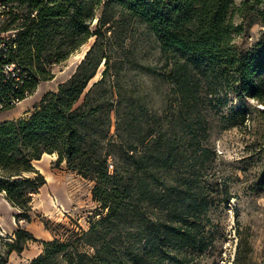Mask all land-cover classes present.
Returning <instances> with one entry per match:
<instances>
[{"label":"trees","instance_id":"1","mask_svg":"<svg viewBox=\"0 0 264 264\" xmlns=\"http://www.w3.org/2000/svg\"><path fill=\"white\" fill-rule=\"evenodd\" d=\"M248 3L0 0V113L15 107L13 98L22 101L53 79L54 68L95 37L67 80L42 93L23 115L0 121V193L22 210L16 220L27 217L31 193L45 184L35 167L44 153H56V163L93 181L92 198L105 210L77 241H44L30 264H189L193 252L207 248L209 203L193 168L197 152L206 161L209 149L198 140L185 158L180 146L204 131L203 92L264 103V48L253 55L234 41L245 27L234 16ZM116 5L154 35L162 77L171 85L168 109L154 114L149 127L146 109L108 74L107 54L96 52L109 23L104 12ZM102 60L100 78L90 83ZM4 64L14 65L13 74L6 76ZM237 117L245 118L243 109L225 119L233 125ZM32 239L18 228L5 244L21 252ZM82 245L93 253L81 251Z\"/></svg>","mask_w":264,"mask_h":264},{"label":"rangeland","instance_id":"2","mask_svg":"<svg viewBox=\"0 0 264 264\" xmlns=\"http://www.w3.org/2000/svg\"><path fill=\"white\" fill-rule=\"evenodd\" d=\"M233 1L238 6L243 0ZM247 1L243 13L234 16L236 23H245L234 41L254 55L264 48V0ZM104 14L109 23L107 28H101L102 37L96 52L107 54L108 74L118 79L122 92L137 98V105L146 109V126L149 127L154 114L163 115L168 109L171 86L162 77L164 69H161L157 42L144 24L127 14L123 16L120 6H110ZM95 22L96 19L92 21V29H95ZM94 39L90 37L86 44L58 64L53 79L41 82L31 96L14 108L2 111L0 121L23 115L42 93L55 90L59 83L67 80L85 55L78 58V53L88 44L86 51ZM148 66L153 70L147 69ZM103 68L102 60L90 83L100 78ZM203 94L200 109L204 131L193 138L191 145L180 146V150L185 158L191 156L198 140L209 149L210 157L206 161L197 152L193 170L198 172L197 186L209 203L205 230L212 241L202 252H193L189 264H264V103L247 96L238 99L230 92H222L215 98L206 92ZM241 109L245 114L242 121L237 117L236 124L232 125L225 119L231 112ZM111 127L113 134L115 127ZM43 155L35 167L44 176L45 184L31 193L24 210L27 217L20 216L16 220V214L22 210L11 205L5 194L0 193L2 264H30L32 258L42 252L44 241L55 238L77 241L81 231L105 214L92 198L93 181L67 168L64 162L56 163V153ZM18 228L28 230L33 239L27 240L21 252L8 251L5 242L14 240ZM79 249L93 253L86 245Z\"/></svg>","mask_w":264,"mask_h":264},{"label":"built area","instance_id":"3","mask_svg":"<svg viewBox=\"0 0 264 264\" xmlns=\"http://www.w3.org/2000/svg\"><path fill=\"white\" fill-rule=\"evenodd\" d=\"M4 73L7 75L13 74L14 72V65L13 64H4ZM19 102H21L18 98H13L10 103L12 105H17ZM0 107H2V103H0Z\"/></svg>","mask_w":264,"mask_h":264},{"label":"bare ground","instance_id":"4","mask_svg":"<svg viewBox=\"0 0 264 264\" xmlns=\"http://www.w3.org/2000/svg\"><path fill=\"white\" fill-rule=\"evenodd\" d=\"M85 44H86V43H85ZM87 47H88V44L83 46L82 51L78 53V58H80V57L83 55V53L86 52L85 49H86ZM84 51H85V52H84ZM45 155H49V154H46V153H45ZM43 156H44V155H43ZM40 170H41V169H40Z\"/></svg>","mask_w":264,"mask_h":264},{"label":"crops","instance_id":"5","mask_svg":"<svg viewBox=\"0 0 264 264\" xmlns=\"http://www.w3.org/2000/svg\"><path fill=\"white\" fill-rule=\"evenodd\" d=\"M41 95H42V94H41ZM31 107H32V106H31ZM31 107H30V108H31ZM28 109H29V108H28ZM26 110H27V109H26Z\"/></svg>","mask_w":264,"mask_h":264},{"label":"water","instance_id":"6","mask_svg":"<svg viewBox=\"0 0 264 264\" xmlns=\"http://www.w3.org/2000/svg\"><path fill=\"white\" fill-rule=\"evenodd\" d=\"M89 48H90V47H89ZM89 48H88V49H89ZM88 49H87V50H88ZM87 50H86V51H87ZM85 53H86V52H85Z\"/></svg>","mask_w":264,"mask_h":264}]
</instances>
